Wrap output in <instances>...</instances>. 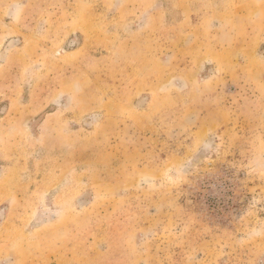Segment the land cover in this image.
<instances>
[{"label":"rangeland","instance_id":"obj_1","mask_svg":"<svg viewBox=\"0 0 264 264\" xmlns=\"http://www.w3.org/2000/svg\"><path fill=\"white\" fill-rule=\"evenodd\" d=\"M0 264H264V0H0Z\"/></svg>","mask_w":264,"mask_h":264}]
</instances>
